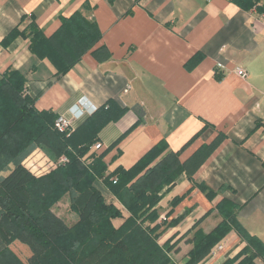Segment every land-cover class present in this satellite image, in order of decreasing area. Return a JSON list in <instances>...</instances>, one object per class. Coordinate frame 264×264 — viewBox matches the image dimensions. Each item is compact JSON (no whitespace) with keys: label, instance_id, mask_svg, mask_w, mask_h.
Masks as SVG:
<instances>
[{"label":"crops","instance_id":"0c3cea01","mask_svg":"<svg viewBox=\"0 0 264 264\" xmlns=\"http://www.w3.org/2000/svg\"><path fill=\"white\" fill-rule=\"evenodd\" d=\"M76 11L93 20L101 36L67 73L56 75L49 60L30 53L29 39L17 36L0 47V78L8 69L19 71L35 108L57 116L72 117L81 100L93 112L115 102L123 113L97 131L101 148L92 150L103 153L108 172L131 168L164 141L148 168L166 156L183 166L156 206L158 222L171 223L159 244L186 235L171 253L174 264L188 260L195 232L209 233L222 220L215 208L222 199L236 204L238 222L264 244L261 15L232 0H0V42L30 22L49 37L60 18ZM236 67L247 72L245 80L234 74ZM89 108L73 122L75 130L93 114ZM104 194L121 213L112 220L118 228L130 214ZM219 244L222 251L212 256ZM245 245L232 229L197 264H223ZM255 264H264V256Z\"/></svg>","mask_w":264,"mask_h":264},{"label":"trees","instance_id":"16d2710c","mask_svg":"<svg viewBox=\"0 0 264 264\" xmlns=\"http://www.w3.org/2000/svg\"><path fill=\"white\" fill-rule=\"evenodd\" d=\"M232 1L242 10L264 15L262 0ZM17 36L28 38L30 53L49 60L56 75H63L98 43L101 34L93 20L76 11L60 18L59 28L49 37L30 22L22 31L14 28L0 47ZM25 82L15 69L0 78V264H174L171 253L186 235L159 244L171 223L165 217L158 222L156 206L160 191L174 182L183 166L166 156L148 168L162 152L164 141L131 168L119 166L108 172L103 153L96 154L91 147L97 131L116 120L123 109L108 101L75 130L84 128L82 137L75 139V131L66 136L54 129L58 117L54 112L35 108ZM34 148L57 162L55 169L41 176L31 174L21 161ZM63 156L66 161L58 163ZM198 188L212 197L206 185ZM104 190L130 214L118 228L112 220L121 213ZM65 198L69 212L76 216L70 223L53 210ZM178 202L177 198L173 204ZM215 208L222 220L209 233L192 235L185 264L200 262L232 229L246 245L223 264H255L264 256V244L238 222L236 204L222 199Z\"/></svg>","mask_w":264,"mask_h":264},{"label":"built area","instance_id":"2783aa9c","mask_svg":"<svg viewBox=\"0 0 264 264\" xmlns=\"http://www.w3.org/2000/svg\"><path fill=\"white\" fill-rule=\"evenodd\" d=\"M262 19H263V22H264V15H261ZM234 74L242 79V80H245L246 77H247V72L241 68V67H236L234 69ZM85 108H89L88 107V104L87 102L84 100V101H80L76 106H75V112L74 114L72 115V117L70 118H67V117H64V116H58L56 118V120L54 121V129L59 132V133H63L65 134L66 136H69L70 134H72L74 131H75V127L73 125V122L75 120H78L81 115L83 114ZM91 109V110H90ZM95 110V107H91L88 109V113H92L93 111ZM101 148V145L99 143H96L94 144L91 149L92 150H99ZM66 161V158L63 156L61 157L59 160H58V163H64ZM50 162V168H47L49 170H46L45 172L43 173H48L49 171L55 169L56 167V163L55 161H49ZM42 169H46V168H42ZM30 171V170H29ZM40 172V171H39ZM38 172V173H39ZM38 175V174H37ZM41 176V175H40ZM223 249V244H219L212 252H211V255L214 256L217 252H220L222 251Z\"/></svg>","mask_w":264,"mask_h":264},{"label":"rangeland","instance_id":"374dc122","mask_svg":"<svg viewBox=\"0 0 264 264\" xmlns=\"http://www.w3.org/2000/svg\"><path fill=\"white\" fill-rule=\"evenodd\" d=\"M43 160H44V163H42ZM49 161H53V160L42 149L34 148L28 155H26L22 159L21 163L28 170H30L31 174H33L34 176H40V175L47 174L43 172H45L46 170H49L47 169V168H50ZM42 168H46V169H42ZM5 172H2L1 175L5 174ZM53 210L57 216L62 217L67 223L75 221L76 219V216L70 213L68 210V199L67 198L63 199L59 204H57L53 208Z\"/></svg>","mask_w":264,"mask_h":264}]
</instances>
